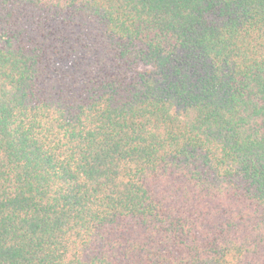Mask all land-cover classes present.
<instances>
[{
	"label": "trees",
	"instance_id": "16d2710c",
	"mask_svg": "<svg viewBox=\"0 0 264 264\" xmlns=\"http://www.w3.org/2000/svg\"><path fill=\"white\" fill-rule=\"evenodd\" d=\"M0 264H264V0H0Z\"/></svg>",
	"mask_w": 264,
	"mask_h": 264
}]
</instances>
